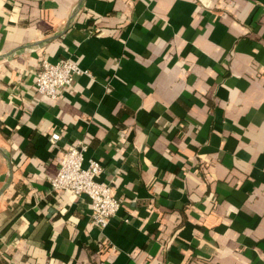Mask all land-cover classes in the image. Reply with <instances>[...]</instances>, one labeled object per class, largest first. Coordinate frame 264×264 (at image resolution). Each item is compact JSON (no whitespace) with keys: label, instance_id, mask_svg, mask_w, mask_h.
Returning <instances> with one entry per match:
<instances>
[{"label":"crops","instance_id":"1","mask_svg":"<svg viewBox=\"0 0 264 264\" xmlns=\"http://www.w3.org/2000/svg\"><path fill=\"white\" fill-rule=\"evenodd\" d=\"M77 141L102 230L48 184ZM0 264H264V0H0Z\"/></svg>","mask_w":264,"mask_h":264},{"label":"built area","instance_id":"2","mask_svg":"<svg viewBox=\"0 0 264 264\" xmlns=\"http://www.w3.org/2000/svg\"><path fill=\"white\" fill-rule=\"evenodd\" d=\"M86 73L70 60L50 62L42 59L36 74L34 89L40 95L54 100L60 89L72 84L75 76ZM58 139L59 135L56 132L48 136L53 146ZM85 151L86 145L81 141L63 149L58 170L55 176L48 178V184L51 191L87 197L91 208V223L102 230L117 213L121 203L114 194L111 184L97 179L102 172V166L98 161L89 160L87 166H83Z\"/></svg>","mask_w":264,"mask_h":264}]
</instances>
